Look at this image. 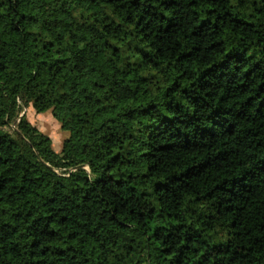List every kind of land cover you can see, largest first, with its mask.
<instances>
[{
	"label": "trees",
	"instance_id": "1",
	"mask_svg": "<svg viewBox=\"0 0 264 264\" xmlns=\"http://www.w3.org/2000/svg\"><path fill=\"white\" fill-rule=\"evenodd\" d=\"M0 264H264V0H0Z\"/></svg>",
	"mask_w": 264,
	"mask_h": 264
},
{
	"label": "rangeland",
	"instance_id": "2",
	"mask_svg": "<svg viewBox=\"0 0 264 264\" xmlns=\"http://www.w3.org/2000/svg\"><path fill=\"white\" fill-rule=\"evenodd\" d=\"M27 119L41 132L49 135L52 141V148L55 152H60L62 141L68 133L61 130L58 122L51 116L50 112L36 113L31 106L23 109Z\"/></svg>",
	"mask_w": 264,
	"mask_h": 264
}]
</instances>
